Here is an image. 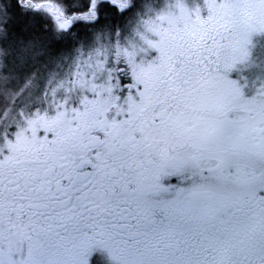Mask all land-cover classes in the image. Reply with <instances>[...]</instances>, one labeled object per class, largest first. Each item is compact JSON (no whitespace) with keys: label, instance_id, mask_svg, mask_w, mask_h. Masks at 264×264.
<instances>
[{"label":"snow or ice","instance_id":"6c2138e0","mask_svg":"<svg viewBox=\"0 0 264 264\" xmlns=\"http://www.w3.org/2000/svg\"><path fill=\"white\" fill-rule=\"evenodd\" d=\"M0 27L72 69L0 115V264H264V0H0Z\"/></svg>","mask_w":264,"mask_h":264},{"label":"rangeland","instance_id":"374dc122","mask_svg":"<svg viewBox=\"0 0 264 264\" xmlns=\"http://www.w3.org/2000/svg\"><path fill=\"white\" fill-rule=\"evenodd\" d=\"M189 6L192 4V0H188ZM61 6V5H60ZM62 7V6H61ZM41 12L45 17H49L46 12L42 9ZM5 40L4 29L2 30L0 27V41ZM249 49H253L256 51L257 62L254 63V66L258 69L264 68V39H256L250 45ZM27 60L31 59V53L26 54H17L16 51L10 50L7 44H0V81L9 82L12 85L13 95L9 96L12 98L10 102L11 106L15 104V99L20 97L23 89L26 88V81L24 80L25 75H33V70H31L27 64L29 63ZM66 64V65H65ZM70 65V61H62L57 64L55 67L48 66L43 74L39 73V76L42 75L43 81L42 85L45 88V85L51 80V84H48V87L51 88L56 85L57 80L59 78L65 77L68 73V67ZM28 67V68H27ZM32 73V74H31ZM36 73V72H35ZM55 74V75H54ZM54 75V77H52ZM29 82V80H28ZM35 82V81H34ZM29 85V84H28ZM18 101L20 104L21 100Z\"/></svg>","mask_w":264,"mask_h":264},{"label":"flooded vegetation","instance_id":"af4514ba","mask_svg":"<svg viewBox=\"0 0 264 264\" xmlns=\"http://www.w3.org/2000/svg\"><path fill=\"white\" fill-rule=\"evenodd\" d=\"M76 2H78V0H76ZM36 17L41 26L47 25L49 29H52L54 27L53 21L49 17H44L41 11L36 13ZM80 31L83 37L85 38V43L87 44L88 41L91 39V37L87 32H84L83 29H80ZM249 51L251 52V57L247 61V63H245L242 67L243 69L247 70L246 74L249 76V79H251V77L256 75L259 70L258 68L254 67V63L257 62L258 60L257 59L258 54L256 55V51H254L253 49H249ZM27 61L29 62L27 66L31 70H33L32 73L34 74L31 75L30 77L28 74L25 75L24 80L26 81L27 84L26 88L23 89L22 93L20 94V97H17L15 99V104L13 106H11L10 104L13 97L12 98L8 97V95L9 96L13 95L11 88L12 85L7 81L5 82L0 81V115H3L5 110H8L7 115L9 119H12L16 115L18 110L20 109L28 110L41 103V92L44 88L42 85L43 77L42 75L39 76V73L43 74V72L48 66L46 67L41 62V58H37L35 61L33 60H27ZM71 71L72 69L70 68L69 65L67 71L68 73L66 75H68ZM52 77H54V75H52ZM18 98H20L19 100H21L20 104H18L19 103ZM97 261H98V254H94L93 257L91 258V264H97Z\"/></svg>","mask_w":264,"mask_h":264},{"label":"trees","instance_id":"16d2710c","mask_svg":"<svg viewBox=\"0 0 264 264\" xmlns=\"http://www.w3.org/2000/svg\"><path fill=\"white\" fill-rule=\"evenodd\" d=\"M61 6L63 7V5L61 4ZM45 17V16H44ZM44 26H47V25H44ZM48 27V26H47ZM1 29L3 30V28L1 27Z\"/></svg>","mask_w":264,"mask_h":264}]
</instances>
